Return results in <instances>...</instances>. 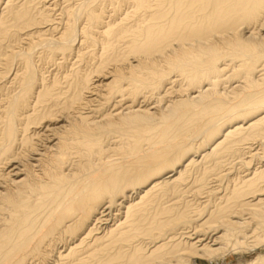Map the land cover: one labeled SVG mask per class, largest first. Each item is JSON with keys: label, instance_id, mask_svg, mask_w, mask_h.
Here are the masks:
<instances>
[{"label": "bare ground", "instance_id": "bare-ground-1", "mask_svg": "<svg viewBox=\"0 0 264 264\" xmlns=\"http://www.w3.org/2000/svg\"><path fill=\"white\" fill-rule=\"evenodd\" d=\"M258 244L264 0H0V264Z\"/></svg>", "mask_w": 264, "mask_h": 264}, {"label": "rangeland", "instance_id": "rangeland-1", "mask_svg": "<svg viewBox=\"0 0 264 264\" xmlns=\"http://www.w3.org/2000/svg\"><path fill=\"white\" fill-rule=\"evenodd\" d=\"M133 152H134L133 149H129L127 152L122 153L121 157L122 158L124 157V159H127L129 156H132L134 154ZM189 154H194V152L191 151ZM190 231H192V230H190ZM258 245H256L257 247L256 246L252 247V248L251 247H247V249L243 248V249H238V250H236L234 252L232 251V253L230 252L231 254L229 253L228 256L225 255L224 258H218V259L214 260L213 262H207V261L203 262L201 260H197L196 263L197 264H239V263H241L242 261H245V260L250 261L252 259V257H254L257 252H260V251L264 252L263 248H262V244H258ZM250 249H253V250H250ZM248 250L250 252L251 251L252 252L250 253Z\"/></svg>", "mask_w": 264, "mask_h": 264}]
</instances>
